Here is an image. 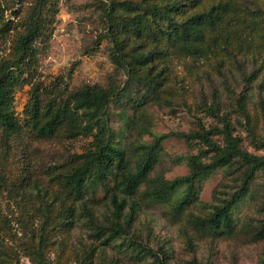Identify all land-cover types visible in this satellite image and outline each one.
Segmentation results:
<instances>
[{"label": "rangeland", "instance_id": "obj_1", "mask_svg": "<svg viewBox=\"0 0 264 264\" xmlns=\"http://www.w3.org/2000/svg\"><path fill=\"white\" fill-rule=\"evenodd\" d=\"M53 1L58 13L49 37L38 43L41 53L36 81L49 86L60 78L75 89L87 85L127 87L130 94L123 96L121 104L110 105L109 113L116 140L128 151L129 169L136 165V145L150 144L155 137L172 132L195 131L197 119L208 129L220 127L223 117L230 119L241 148L264 155L259 147L264 142V112L260 107L264 100V0H223L238 9L240 21L234 27L253 29L246 48L240 49L235 40L231 41L237 62H232L230 49L201 60L173 58L165 64L155 58L152 68L154 73L161 71L162 82L157 94L143 103L137 102L143 89L128 86L125 71L118 70L110 58L112 44L106 37L103 7L113 0ZM218 1L204 0L197 7H187L186 13ZM31 2L24 0L20 6L13 0H0L4 18L22 21ZM14 10L19 13L16 18L11 15ZM212 36L210 31L206 39ZM13 42L12 33L0 36V58L11 50ZM253 71L248 123L236 100L245 90L243 73ZM30 88L25 85L15 95L14 108L19 117L24 116ZM215 139L222 144L221 137ZM90 140L40 139L28 129L8 149L0 139L5 169L1 173L6 180L0 183V264H157L151 253L158 254L159 249L165 250L167 264H264V239L258 237L264 220L263 172L258 173L248 196L233 209L235 225L231 233L201 232L194 220L206 217L218 197L235 191L241 179L239 165L221 168L200 180L195 199L182 211L176 206L185 188L168 202L153 204L142 199L143 185L135 195L140 202L136 221L120 238L109 241L113 218L108 193L118 191L114 182L109 181L107 188L99 187L93 194L87 192L81 201L68 197L61 188L63 173ZM201 148L199 142L188 144L176 137L164 140L150 181L187 175V158ZM35 248L41 250V259Z\"/></svg>", "mask_w": 264, "mask_h": 264}, {"label": "trees", "instance_id": "obj_2", "mask_svg": "<svg viewBox=\"0 0 264 264\" xmlns=\"http://www.w3.org/2000/svg\"><path fill=\"white\" fill-rule=\"evenodd\" d=\"M13 1L20 6L24 2ZM191 1L113 0L104 5L106 37L112 44L111 61L118 70L125 71L128 86L143 89L137 102L143 103L148 97L155 96L162 82L161 71L154 73L152 68L155 58L165 64L173 58L201 60L230 49L232 62H237L236 51L230 48L231 41L235 40L240 49L249 45L248 37L253 29L233 26L240 21V16L231 1L219 0L210 7L187 14V7L199 6L204 0ZM0 11V36L14 34L11 50L0 58V139L7 149L13 141L22 138L26 129L40 139L90 138L85 151L75 155L71 167L63 173L61 188L68 197L81 201L87 192L93 194L99 187L107 188L109 181L114 182L118 191L108 193L113 218L108 228L109 241L120 238L136 221L140 202L135 195L143 185L146 189L141 193L142 199L153 204L168 202L175 192L185 188L176 206L182 211L195 199L196 185L200 180L221 168L239 165L241 179L235 191L222 199L218 197L206 217L194 220L195 227L201 232L233 231V209L248 196L258 173H264V155H254L241 148L230 119L223 117L220 127L209 129L197 119L198 129L195 131L172 132L155 137L150 144L136 145L137 161L131 170L128 151L116 140L109 113L110 105L121 104L123 96L130 94L128 88L87 85L75 89L60 78L49 86L42 85L36 81L41 53L38 43L49 37L53 18L58 13L57 4L53 0H32L22 21L6 20L1 6ZM18 14L15 10L11 12L14 18ZM210 31L213 36L206 39ZM243 78L245 90L237 98L236 105L249 123L248 90L255 80V71L243 73ZM25 85L31 87L29 100L24 116L19 117L14 108L15 95ZM260 107L264 112V100L260 101ZM170 137L188 144L199 142L202 148L198 154L187 158V175L173 180L150 181L161 143ZM216 137L222 138V144L216 141ZM259 147L264 149V142ZM208 156H211L210 161H205ZM3 168L0 157V183L5 184L1 173L5 170ZM258 237L264 239V220ZM34 253L40 259L43 257L40 249L35 248ZM151 254L157 264H167L165 250L159 249L158 254Z\"/></svg>", "mask_w": 264, "mask_h": 264}]
</instances>
